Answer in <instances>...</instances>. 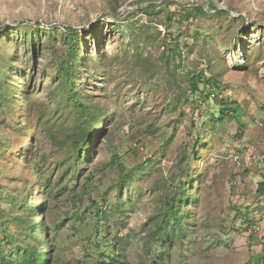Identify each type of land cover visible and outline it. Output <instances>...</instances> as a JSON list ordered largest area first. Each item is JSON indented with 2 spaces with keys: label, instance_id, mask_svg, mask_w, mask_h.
I'll use <instances>...</instances> for the list:
<instances>
[{
  "label": "rangeland",
  "instance_id": "374dc122",
  "mask_svg": "<svg viewBox=\"0 0 264 264\" xmlns=\"http://www.w3.org/2000/svg\"><path fill=\"white\" fill-rule=\"evenodd\" d=\"M263 176L264 0H0V206L51 264H264Z\"/></svg>",
  "mask_w": 264,
  "mask_h": 264
},
{
  "label": "trees",
  "instance_id": "16d2710c",
  "mask_svg": "<svg viewBox=\"0 0 264 264\" xmlns=\"http://www.w3.org/2000/svg\"><path fill=\"white\" fill-rule=\"evenodd\" d=\"M145 7L144 9H147ZM205 11L201 7H191L186 13V17L189 18L193 13L203 14ZM224 13V11L215 12ZM65 31L67 44L75 45L79 33L70 27H66ZM62 63L63 72L67 77L69 70H72V63L68 61ZM188 83L193 91L199 90V85H203L204 88L209 89L212 84V77H206L205 73H200L192 77H188ZM72 98L75 107L81 113V116L85 118L87 125L85 129L79 132V136H75L73 143L76 147L75 155L78 160L83 157H87L88 153L81 147V140L86 144L89 143L92 138V133L96 132V126L93 123L96 115L93 113L91 107L84 105L75 95L73 89H71ZM218 116L222 119H230L232 114L237 112V108L232 105L223 104L217 101ZM105 117L107 115H104ZM264 188V176L261 183L258 184V190ZM180 205L188 200L183 192L180 195ZM26 208L25 212L14 213L7 212L0 206V264H51V252L43 251V238L40 231L44 230L43 223H38L36 220L35 209H30L27 204L23 205ZM13 226L14 231H11L10 227ZM154 234V233H153ZM50 250V249H49ZM106 261H102L100 264H124V257L121 253H116L113 257H107Z\"/></svg>",
  "mask_w": 264,
  "mask_h": 264
}]
</instances>
